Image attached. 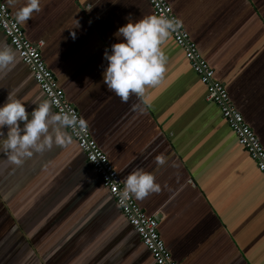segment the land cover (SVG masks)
<instances>
[{
    "label": "crops",
    "instance_id": "crops-1",
    "mask_svg": "<svg viewBox=\"0 0 264 264\" xmlns=\"http://www.w3.org/2000/svg\"><path fill=\"white\" fill-rule=\"evenodd\" d=\"M4 1L14 17L26 5ZM168 1L264 145V0ZM148 15L149 0H41L21 25L124 182L137 168L155 176L160 192L135 199L158 217L179 264H264V176L172 34L147 105L103 83L104 52L122 39L114 34ZM5 44L18 62L0 79V106L15 92L31 119L48 99L0 28ZM5 163L0 152V264H156L72 136Z\"/></svg>",
    "mask_w": 264,
    "mask_h": 264
},
{
    "label": "clouds",
    "instance_id": "clouds-1",
    "mask_svg": "<svg viewBox=\"0 0 264 264\" xmlns=\"http://www.w3.org/2000/svg\"><path fill=\"white\" fill-rule=\"evenodd\" d=\"M14 4L15 0H9ZM41 11V0H26V5L15 13L18 23L27 22L33 12ZM78 26V22L77 25ZM181 27V21L164 16L148 15L139 20L119 27L114 34L122 37L111 45V51L104 52L107 67L104 69L103 83L107 89L127 103L131 95H136L145 105L147 86L159 83L165 72L166 56L161 45ZM75 38V32L72 33ZM18 62L16 52L6 44L0 46V79L7 75ZM51 103L43 100L29 113L25 103L9 92L6 103L0 106V129L7 126V136L0 131V152L6 154L7 165L20 166L34 152H43L51 148L53 143L65 145L71 141L68 128H87V121L68 113H54ZM135 107V106H134ZM23 122V129L20 126ZM23 133V134H22ZM156 162L163 166L166 159L157 156ZM160 184L155 176L142 168L134 169L125 179L123 190L119 193L120 205H125L130 196L137 200L147 198L151 193H159Z\"/></svg>",
    "mask_w": 264,
    "mask_h": 264
},
{
    "label": "built area",
    "instance_id": "built-area-1",
    "mask_svg": "<svg viewBox=\"0 0 264 264\" xmlns=\"http://www.w3.org/2000/svg\"><path fill=\"white\" fill-rule=\"evenodd\" d=\"M149 2L155 15L181 21L168 0H149ZM0 28L4 31L22 61L31 69L35 81L55 112L68 113L83 118L79 109L68 98L54 71L48 67L41 52L40 44L28 39L23 26L16 21L4 0H0ZM171 34L175 42L183 48L187 60L200 81L207 87L206 99L219 107L222 116L235 133L239 144L255 160L258 169L264 176V145L252 126L247 123L242 112L235 106L225 83L216 78L214 68L204 57L182 21L181 27L175 32H171ZM67 130L85 153L88 163L101 176L103 185L107 188L108 193L115 200L127 221L139 234L142 242L151 252L155 263L179 264L162 238L158 218L155 215L148 214L138 204L134 196H130L125 205H120L119 193L123 190L124 180L108 155L93 137L88 124L83 131L78 127L75 129L68 128Z\"/></svg>",
    "mask_w": 264,
    "mask_h": 264
},
{
    "label": "water",
    "instance_id": "water-1",
    "mask_svg": "<svg viewBox=\"0 0 264 264\" xmlns=\"http://www.w3.org/2000/svg\"><path fill=\"white\" fill-rule=\"evenodd\" d=\"M103 182V181H102ZM110 195V194H109ZM157 217V216H156ZM158 218V217H157ZM159 220V219H158Z\"/></svg>",
    "mask_w": 264,
    "mask_h": 264
}]
</instances>
